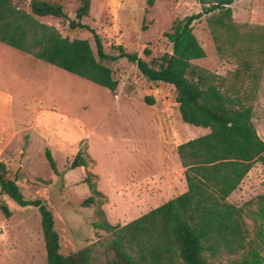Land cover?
I'll return each instance as SVG.
<instances>
[{"label":"rangeland","instance_id":"obj_1","mask_svg":"<svg viewBox=\"0 0 264 264\" xmlns=\"http://www.w3.org/2000/svg\"><path fill=\"white\" fill-rule=\"evenodd\" d=\"M51 1L73 19L76 0ZM230 9L234 25L264 26V0L235 1ZM196 12L195 0H153L151 6L145 0H90L81 23L93 30L105 54L115 55L113 48L120 46L148 61L170 53L163 34L170 31L174 20ZM43 22L61 37L87 40L95 53L88 31L68 29L63 21ZM192 34L204 57L191 65L223 78L221 86L226 88L233 82L230 74L237 60L225 52L221 58L216 55L203 17L192 23ZM102 64L111 69L117 82L113 92L0 44V162L8 178L16 181L23 199H39L50 210L62 254L108 239L91 225L100 220L96 205H82L90 195L81 182L86 172L101 194L94 200L101 203L105 220L122 226L137 218L128 210V188L140 180L142 191L151 194L152 185L166 176L161 162L171 160L172 145L185 140L184 136L172 138L170 127L177 125L176 130L189 137L196 132L180 120L170 85L145 80L125 59ZM247 84L246 80L239 93ZM246 104L251 105L255 133L264 142V65ZM45 149L57 175L46 164ZM77 152L87 165L68 170L67 164ZM263 193L264 166L254 163L226 200L239 207ZM142 198L146 206L140 215L169 196L154 203L147 201L148 196ZM2 204L9 217L0 211V264H46L37 212L20 208L0 194ZM245 222L249 224V220Z\"/></svg>","mask_w":264,"mask_h":264},{"label":"trees","instance_id":"obj_2","mask_svg":"<svg viewBox=\"0 0 264 264\" xmlns=\"http://www.w3.org/2000/svg\"><path fill=\"white\" fill-rule=\"evenodd\" d=\"M76 1L69 20L62 7L51 0H0V44L109 92L117 82L102 62L125 59L145 80L170 85L180 120L208 132L175 148L184 169L185 192L122 226L105 220L101 203L94 200L101 194L86 172L81 182L90 195L82 205H96L100 220L91 225L108 239L66 254L60 253L52 214L45 203L23 199L16 181L8 178L0 162V194L38 214L46 264H264V193L239 207L226 200L254 163L264 166V142L255 133L251 105L246 104L264 65V26L234 25L229 6L238 0H195L199 12L174 20L170 31L163 34L170 53L143 61L120 46L113 48L115 55L105 54L93 30L81 23L90 0ZM152 2L145 0L147 6ZM202 17L216 55L237 60L230 74L233 82L226 88L221 86L223 78L190 63L204 57L192 34V23ZM45 19L66 22L71 30L88 31L95 53L87 40L61 37L43 22ZM142 53L149 55L146 49ZM246 80L247 89L239 93ZM43 156L51 173L57 175L47 149ZM86 165L82 153L77 152L67 169ZM0 211L9 217L5 205H0Z\"/></svg>","mask_w":264,"mask_h":264},{"label":"crops","instance_id":"obj_3","mask_svg":"<svg viewBox=\"0 0 264 264\" xmlns=\"http://www.w3.org/2000/svg\"><path fill=\"white\" fill-rule=\"evenodd\" d=\"M240 1H244V0H240ZM240 1L238 0V2H240ZM233 3H235V2H233ZM231 5L229 7H231ZM176 128H177V125H173L172 127H170L172 138L184 136L185 140L172 145V158H171V160H169V161L166 160V162L164 164H162V162H161L162 165L160 164V166L165 169L164 171H166V173H165L166 176L163 179V181L152 185L153 189H151L152 190L151 194H146V192H144L145 190L142 191L143 186L140 184V182H139L140 180H136L135 186H133L132 189L128 188V190H127V197H128L127 202L129 204L128 210L135 214L133 216H136V217L141 216L139 214V212L145 208L144 206H146V201L143 200V198H142L143 196H148L149 198L147 199V201L154 203V202L160 201V199L163 196L168 195L169 199L164 200L162 202V203H164V202H166L170 199H173L174 197L184 193L186 190L184 178H183L184 169L179 164V161H178L177 156H176L175 148L177 145L184 143L187 140H189V138L194 139V138L200 137L202 135H205L208 132V130L204 129V128L194 127L193 129H195L196 132L193 135H190V137H189V136H186L184 134L179 133V131H177ZM152 195H154L153 198H151ZM156 207L157 206L152 207V209H154Z\"/></svg>","mask_w":264,"mask_h":264},{"label":"water","instance_id":"obj_4","mask_svg":"<svg viewBox=\"0 0 264 264\" xmlns=\"http://www.w3.org/2000/svg\"><path fill=\"white\" fill-rule=\"evenodd\" d=\"M214 8H215L214 6L211 7L212 10H214Z\"/></svg>","mask_w":264,"mask_h":264}]
</instances>
